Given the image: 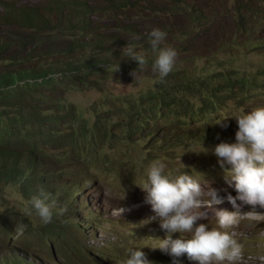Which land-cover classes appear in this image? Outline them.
<instances>
[{"label":"trees","instance_id":"trees-1","mask_svg":"<svg viewBox=\"0 0 264 264\" xmlns=\"http://www.w3.org/2000/svg\"><path fill=\"white\" fill-rule=\"evenodd\" d=\"M159 2L41 0L29 4L0 0V185L16 188L28 204L43 189L58 208L71 206L79 192L71 182L94 181V168L115 164L118 150L125 151L117 145L119 141L131 143L138 132H144L150 150L169 156L185 141L218 137L213 132L221 126L206 119L219 114L228 101L244 104L264 84V65L252 77L246 76L231 62L234 46L224 44L227 57H212L199 50L193 57L205 63L194 69L178 66L177 57L167 77L161 79L151 71L152 83L135 94H102L89 105L90 116H85V110H78L65 94L103 92L105 80L132 77L138 64L123 55L126 45L145 50L151 66L155 55L148 33L152 28L167 33L163 46L175 50L185 46L187 52L191 51L187 46L195 47L194 42H187L189 23L200 21L187 12L184 5L190 4ZM240 6L244 14L237 18V29L245 32L251 8L246 3ZM253 22L255 31L264 24V16L255 11ZM164 150L170 152L162 154ZM74 162L83 164L75 169ZM27 206L0 214L1 236L15 235L17 224L23 226L20 236L30 233L43 241L63 242L70 234L77 236L66 211V218H60L54 209L52 222L44 224Z\"/></svg>","mask_w":264,"mask_h":264},{"label":"rangeland","instance_id":"rangeland-1","mask_svg":"<svg viewBox=\"0 0 264 264\" xmlns=\"http://www.w3.org/2000/svg\"><path fill=\"white\" fill-rule=\"evenodd\" d=\"M14 1L15 3H35L41 0H6ZM190 4L185 6L188 13L197 15L194 17L200 21L197 23H189L191 27L189 30V38L187 42H194L195 47L187 46L181 49L178 47L179 62L178 66L188 67L190 69L201 68L205 63V59H197L193 56L198 54L201 50L204 54H209L212 57L225 58L227 57L226 49L229 45H233L234 59L232 64L239 67L240 72L246 76L252 77L256 69L264 65V24L252 31L254 21V14L257 11L264 16V0H182ZM171 2V4H173ZM249 4L251 11L246 23L245 32L237 29L239 20L237 19L240 13L243 12L241 4ZM161 5L162 3L159 2ZM239 5V8H238ZM247 14V13H246ZM208 18L205 19L204 16ZM257 18V15H256ZM237 19V21H236ZM168 23V21H167ZM177 44L179 42H176ZM227 44V47L222 45ZM255 45L256 48H251ZM137 51L144 52L141 48H135ZM150 52L146 55L148 56ZM248 59L246 61V59ZM216 59V58H215ZM247 64L246 71L245 66ZM151 66L147 70L140 73L139 78L128 76L119 78L120 81L105 80L103 85L104 91L88 90L78 91L74 93L65 94L66 100L71 102L77 109L85 110V116L89 117V105L95 99H98L102 94L110 95L111 97H121L124 94H135L138 90L144 89L147 85L152 83ZM264 84L255 89L253 96L244 104L238 106L234 101H228L224 109L215 116H209L206 122L221 121L220 131H214L216 136L203 138L197 140L195 143L185 141V145L174 147L172 154L169 156L161 155L160 150H149L146 148V140L144 139V132H138L131 143L119 141L117 145L122 147L125 151L118 150V156L115 157V164L109 166H99L94 168L96 180L87 181L81 178L79 183L71 182L75 185V189L80 191L81 200L88 202V207L97 213L90 215L85 208L76 207L73 219L78 218L83 221L82 225H87L89 231H83V236L68 237L67 243H58L64 245L63 253L58 251V247L54 244V252L51 256L45 253L44 257L47 259L62 264H123L127 257L129 249H140L147 258L154 262V264H172V257L160 249H153L159 244V239L165 237V232L159 227L158 219H153L155 213L151 205L145 204L146 192L138 185H142L146 177V169L155 160H162L166 163L165 174L170 178L184 173H188L201 183L202 187H211L219 192L221 197H226L227 194L236 195L233 185H229L226 179L225 169H222L217 161V157L212 153V149L221 143H234L235 133L238 131V125L235 116L241 114L242 111L251 110L257 106H264ZM243 102V99H242ZM107 108L104 107V110ZM115 118H110L113 122ZM226 124L227 127H223ZM121 130V127H118ZM208 132V130H205ZM206 149L208 150L207 152ZM170 152V151H168ZM165 150L162 154L168 153ZM124 161V165H123ZM122 163V164H121ZM83 162H74L72 165L76 169L80 167ZM230 166H225L228 168ZM117 169V170H116ZM105 171H108L107 175ZM116 174V177L112 176ZM73 178V177H72ZM5 186V187H4ZM3 187V188H2ZM239 203V201H238ZM24 206L30 211L31 206L22 199L16 188L8 185H0V214L5 213L7 209L13 207ZM218 209H226L233 211L232 205L227 202L216 206ZM27 210V211H28ZM253 211L252 206L243 205L241 212L246 213ZM259 215H252L244 217L238 226L229 229L228 231L234 238L243 245V256L238 264H264V209L259 206L255 208ZM29 212V211H28ZM34 212V211H33ZM32 212V214H34ZM30 213V212H29ZM34 220V216H29ZM62 217V216H59ZM83 219V220H82ZM12 221V220H11ZM13 222V221H12ZM208 224L209 227H217V221L212 210H209V216L206 220L197 222ZM35 224V221L34 223ZM1 230V229H0ZM23 226L17 224L13 226V232L20 234ZM178 234H174L176 238ZM11 235L1 236L0 232V248L5 251L11 250L12 247H23L18 240L24 241V248L36 251L42 254V249H49L48 243H43L37 237H32L30 233L22 234L21 238L8 242ZM13 236V235H12ZM15 239V238H14ZM44 244V245H43ZM75 245V246H74ZM91 246L96 250L95 260L74 254V248ZM44 248H41V247ZM181 264H196L187 258L184 254L180 258Z\"/></svg>","mask_w":264,"mask_h":264},{"label":"clouds","instance_id":"clouds-1","mask_svg":"<svg viewBox=\"0 0 264 264\" xmlns=\"http://www.w3.org/2000/svg\"><path fill=\"white\" fill-rule=\"evenodd\" d=\"M148 35L152 52L155 55L151 70L163 79L172 72L178 53L172 47L163 46L167 37V33L163 30L152 28ZM122 52L128 59L137 62L139 71L135 69L131 75L134 79L139 78L140 73L148 68L145 54L137 51L132 45L124 46ZM235 119L238 125L235 142H221L212 149L219 166L225 169L227 182L229 185L234 184L235 196L229 193L226 197H221L216 189L210 186L202 187L201 183L188 173L170 178L165 174L167 165L162 160L151 162L146 169V181L142 185H138L147 193L144 203L151 205L155 213L153 219H158L160 229L165 232V237L159 239L158 246L151 248L160 249L170 255L172 264H181L179 258L184 254H187L188 260L194 261L196 264H238L243 256V245L228 230L238 226L246 216L259 215L255 211L257 206L264 209V106L242 111L241 114L235 116ZM222 126L227 127L226 124H222ZM146 148L150 150L147 143ZM207 151L206 149L205 152ZM226 165L230 167L225 168ZM77 191L79 190L77 189ZM79 196L80 191L75 194V198L77 197L75 204L72 202L71 206L58 208L54 200L49 202L51 194L41 189L38 195L32 196L29 204L31 210L35 211L44 224L52 222L54 209H56V215L62 216L60 218H66L64 216L66 211L65 215L68 216V220L73 221L74 227L72 228L80 239L83 236V231L90 229L87 225H82L83 221L78 218L73 219L75 213L78 212L75 208H85L90 215L97 212L96 209L92 211L88 207V202L81 200ZM225 199L232 205L233 211L216 207L223 204ZM243 205L252 206L253 211L242 214ZM209 210L214 212L217 227L197 223L208 218ZM174 234H178L176 238H173ZM17 237L21 238L20 234L11 235L8 242L16 240ZM68 237L75 236L70 234ZM68 237L64 238L63 242L57 240H52V242L48 240L50 238L43 241L38 238L44 244H49V246L43 244L49 249H42V254L24 248L26 245L18 240L23 247L17 246L16 248L15 246L10 251L0 248V264H11L14 257V264L15 262L22 264L20 259L25 264H60L55 260L47 259L44 255L47 251L49 256L52 255L50 249L54 252V244L59 248L58 251L63 253L62 248H65L62 244L68 242ZM59 242L62 243L60 244L62 248L58 245ZM140 249H129L123 264H154ZM82 250L83 254H79V251ZM73 251L74 254L81 256L85 254L86 258L91 260H95L93 256L96 258V250L91 246L84 245L78 250L74 248ZM90 254L93 256L90 257Z\"/></svg>","mask_w":264,"mask_h":264}]
</instances>
